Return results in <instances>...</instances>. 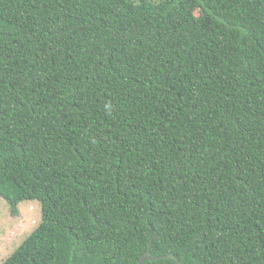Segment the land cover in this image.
Wrapping results in <instances>:
<instances>
[{"label":"trees","instance_id":"16d2710c","mask_svg":"<svg viewBox=\"0 0 264 264\" xmlns=\"http://www.w3.org/2000/svg\"><path fill=\"white\" fill-rule=\"evenodd\" d=\"M0 198L3 264H264V0H0Z\"/></svg>","mask_w":264,"mask_h":264},{"label":"rangeland","instance_id":"374dc122","mask_svg":"<svg viewBox=\"0 0 264 264\" xmlns=\"http://www.w3.org/2000/svg\"><path fill=\"white\" fill-rule=\"evenodd\" d=\"M14 207L0 198V264L36 229L40 220L37 203Z\"/></svg>","mask_w":264,"mask_h":264},{"label":"water","instance_id":"95a60500","mask_svg":"<svg viewBox=\"0 0 264 264\" xmlns=\"http://www.w3.org/2000/svg\"><path fill=\"white\" fill-rule=\"evenodd\" d=\"M144 259H146V258L143 257V258L139 261V264H143Z\"/></svg>","mask_w":264,"mask_h":264}]
</instances>
